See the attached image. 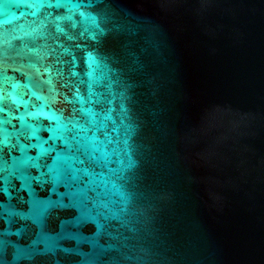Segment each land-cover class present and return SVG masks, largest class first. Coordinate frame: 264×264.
Instances as JSON below:
<instances>
[{"label":"water","instance_id":"95a60500","mask_svg":"<svg viewBox=\"0 0 264 264\" xmlns=\"http://www.w3.org/2000/svg\"><path fill=\"white\" fill-rule=\"evenodd\" d=\"M0 264H264V0H0Z\"/></svg>","mask_w":264,"mask_h":264}]
</instances>
